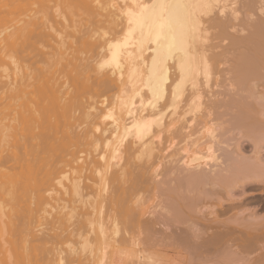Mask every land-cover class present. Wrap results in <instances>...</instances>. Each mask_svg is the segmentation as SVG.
Listing matches in <instances>:
<instances>
[{"label":"bare ground","instance_id":"6f19581e","mask_svg":"<svg viewBox=\"0 0 264 264\" xmlns=\"http://www.w3.org/2000/svg\"><path fill=\"white\" fill-rule=\"evenodd\" d=\"M102 5L0 0V264H264V0Z\"/></svg>","mask_w":264,"mask_h":264},{"label":"rangeland","instance_id":"374dc122","mask_svg":"<svg viewBox=\"0 0 264 264\" xmlns=\"http://www.w3.org/2000/svg\"><path fill=\"white\" fill-rule=\"evenodd\" d=\"M97 1H98L100 4H103V5H108V4H110V3L113 2V0H97ZM114 1H115V0H114ZM59 4H60V3H59ZM59 4H58V5H59ZM58 5H57V6H58ZM60 5H61V4H60ZM103 5H102V6H103ZM64 7H65V8H64ZM64 7H62V9H61V7H59L62 11L59 10V8H58V10H59L60 12H63V11L65 10V11L63 12L65 15L63 16V15H62L63 13H61V14H59V15L56 14V15H57L56 18H55L56 20H55V19H52V20H53L52 22L55 23V22L57 21V22H56L57 24H54V23H53L52 25H55V26H53V28L55 27V28H54L55 31H57V30H58V31L61 30V32L64 33L63 35H67L66 33H67L68 31L71 32L72 29H73V28L71 27V25H70V27H69V22H71L70 20H71V19H72V20L74 19V21H72V22H74V23L76 24V23H77L78 16L75 15V14H73L72 12L69 13L68 8H67L66 6H64ZM63 8H64V9H63ZM106 8H107V9L109 8V10L112 9V8H110V7H107V6H106ZM52 9L54 10V9H57V8H53V7H52ZM49 11H50V9H49ZM51 11H52V10H51ZM51 11H50V12H51ZM52 12H54V11H52ZM52 12H51V13H52ZM65 12H66V13H65ZM102 12H103V11H102ZM106 12H107V11H106ZM106 12L104 11V13H102V14H105ZM53 14H54V13H53ZM68 14H69V15H68ZM72 14H73V15H72ZM60 15L63 16V17L61 16L62 19H63L65 16H66V18H67L66 21H65V19L62 20V21L65 22V24H64V22H63L62 25H65V26H62V25L60 24V23L62 22L61 20H60L61 22L58 21L59 19H61V18L59 17ZM74 15H75V16H74ZM85 15H86V14H85ZM85 15H84V13H83V15H80V16H81V17H82V16L85 17ZM105 15H106V14H105ZM80 16H79V18H81ZM54 17H55V16H54ZM54 17H52V18H54ZM76 17H77V18H76ZM75 18H76V21H75ZM96 19H97V18H96ZM59 22H60V23H59ZM72 22H71L70 24H74V23H72ZM58 24H59V25H58ZM67 26H68V27H67ZM58 27H59L60 29H59ZM54 29H53V34L56 35L57 32H55ZM56 29H57V30H56ZM91 29H92V28H91ZM101 31H102V29H97V30H96L95 28L92 29V32H93L95 35L98 34V33L101 32ZM104 31H105V30H104ZM59 33H60V32H59ZM68 33H69V32H68ZM105 37L108 38V39H112V36H111V34H110L109 32L106 33V36H105ZM5 64H6V63H5ZM5 64H4V65H5ZM9 64H10V63L7 62V67H8ZM7 67L4 66L5 70H6L7 72L9 71V73H10L11 71L8 70ZM9 67H11V64L9 65ZM9 67H8V68H9ZM5 70H4V71H5ZM6 71H5V72H6ZM2 73H3V72H2ZM2 73H1V74H2ZM2 75H3V74H2ZM0 79H1V77H0ZM2 79H3V77H2ZM2 79H1V80H2ZM129 87H130V88H129ZM213 88H214V87H213ZM125 91H126L127 93H130V91H131V86L128 85V84H126V85H125ZM94 99H96V98H94ZM99 99H100V98H99ZM166 254H167V255H164V256L162 257V259L167 260V258H168V261H170V260L172 259V257H174V255L177 254V258H176L175 260H173V261H175V262H173V263H176V262H178V261H183V262L185 261V263L190 262V261H189L190 257L187 256V254H185L184 252H183V253H180V255H178L177 250H175V251L173 250V251H168V253H166ZM169 257H170V258H169ZM211 259H212V258H207V257H205V259H203V261H204V262H210ZM113 263H114V262H113Z\"/></svg>","mask_w":264,"mask_h":264}]
</instances>
